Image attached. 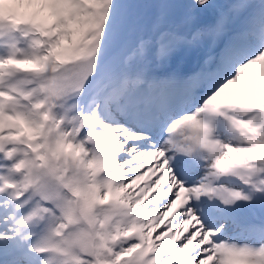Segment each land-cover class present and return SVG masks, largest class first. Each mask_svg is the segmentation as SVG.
<instances>
[{
    "label": "snow or ice",
    "instance_id": "6c2138e0",
    "mask_svg": "<svg viewBox=\"0 0 264 264\" xmlns=\"http://www.w3.org/2000/svg\"><path fill=\"white\" fill-rule=\"evenodd\" d=\"M0 264H264V0H0Z\"/></svg>",
    "mask_w": 264,
    "mask_h": 264
}]
</instances>
